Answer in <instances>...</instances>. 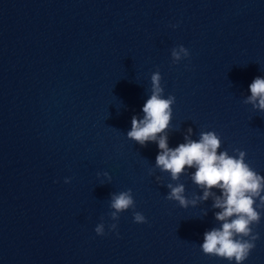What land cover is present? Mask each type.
Here are the masks:
<instances>
[{
	"label": "water",
	"instance_id": "obj_1",
	"mask_svg": "<svg viewBox=\"0 0 264 264\" xmlns=\"http://www.w3.org/2000/svg\"><path fill=\"white\" fill-rule=\"evenodd\" d=\"M177 45L190 55L173 64ZM156 71L175 97L170 148L214 131L264 176V112L242 102L264 77V0H0V264H230L200 249L219 227L211 198L165 199L168 183L202 191L126 137ZM128 189L135 208L112 221L110 194ZM261 212L243 264H264Z\"/></svg>",
	"mask_w": 264,
	"mask_h": 264
},
{
	"label": "clouds",
	"instance_id": "obj_2",
	"mask_svg": "<svg viewBox=\"0 0 264 264\" xmlns=\"http://www.w3.org/2000/svg\"><path fill=\"white\" fill-rule=\"evenodd\" d=\"M176 26L171 25L173 28ZM189 55L183 45L171 49L173 64ZM161 80L159 71L151 74L150 95L141 109L143 116L131 117V129L126 137L141 147L154 142L158 147L154 168L161 173H168L173 182L179 181L182 175L189 176L192 183L202 191L201 195L193 194L189 199L185 196L183 183H168L165 185L168 189L165 199L177 202L181 208H187L211 198L212 209L218 210L214 212V219L219 227H213L203 234V243L200 244L202 252L225 259L230 264L233 261L235 264H243L255 248V241L259 239L254 226L260 223L261 210H264V176L245 162L244 151L233 148L235 155H229L227 150L218 151L221 139L214 131H201L199 138L193 140V130L189 127L184 134V142L170 148L167 133L175 97L168 95L164 98ZM249 92L250 95L242 102L251 105L254 111L264 112V77H255L249 85ZM189 169L195 171L189 172ZM103 175L110 183L109 174L104 172ZM64 182L69 183L70 178H65ZM109 208L111 211L107 215L112 221H118L120 213L134 209L131 189L111 193ZM203 215H207L206 210ZM132 218L134 223L147 222L140 212L133 211ZM116 229V223L108 225L109 231ZM94 231L98 236L105 235L103 217Z\"/></svg>",
	"mask_w": 264,
	"mask_h": 264
}]
</instances>
